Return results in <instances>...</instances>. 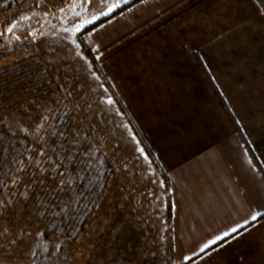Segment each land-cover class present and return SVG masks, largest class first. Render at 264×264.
<instances>
[{"label":"rangeland","instance_id":"374dc122","mask_svg":"<svg viewBox=\"0 0 264 264\" xmlns=\"http://www.w3.org/2000/svg\"><path fill=\"white\" fill-rule=\"evenodd\" d=\"M110 2L76 0L75 11L88 9L77 17L72 0H0V130L31 142L0 191V264H176L167 176L92 50L109 21L87 32L114 13L100 15ZM105 161L104 195L78 236H61V218L77 219L82 181Z\"/></svg>","mask_w":264,"mask_h":264},{"label":"crops","instance_id":"0c3cea01","mask_svg":"<svg viewBox=\"0 0 264 264\" xmlns=\"http://www.w3.org/2000/svg\"><path fill=\"white\" fill-rule=\"evenodd\" d=\"M103 27L94 56L170 185L176 264H264V218L182 261L264 211V0H146Z\"/></svg>","mask_w":264,"mask_h":264},{"label":"trees","instance_id":"16d2710c","mask_svg":"<svg viewBox=\"0 0 264 264\" xmlns=\"http://www.w3.org/2000/svg\"><path fill=\"white\" fill-rule=\"evenodd\" d=\"M142 0H136L133 3L114 12L110 17L105 18L99 24L88 29V33L103 25L104 23L116 18L124 11L130 9ZM31 142L26 136H17L10 134L5 130H0V191L8 188V183L11 175L20 168L21 162L29 154ZM104 164H96L90 170L82 181L80 198L78 199V216L77 219L61 218L59 230L63 237H76L83 230L87 220L89 219L92 207L100 201L107 188L110 178V166L105 161ZM72 205V209L76 208ZM67 219V220H66Z\"/></svg>","mask_w":264,"mask_h":264},{"label":"snow or ice","instance_id":"6c2138e0","mask_svg":"<svg viewBox=\"0 0 264 264\" xmlns=\"http://www.w3.org/2000/svg\"><path fill=\"white\" fill-rule=\"evenodd\" d=\"M97 2L105 3L107 2V0H97ZM128 2L129 0H111V2L108 3V7L106 11L102 12L100 15L108 16L112 14L117 8H119L122 3H128ZM82 3L90 5L91 3H93V0H82ZM75 8H76V0H72V4L69 10L73 11V14L75 16L79 17L82 12L86 13L88 11V9L85 7H82L80 11H75ZM60 12L63 13L64 9L61 8ZM33 15H35V13H33ZM23 19H30V17L25 16L23 17ZM97 19H99V16L93 15L91 19L86 18L83 23L75 26L73 29H65V31H72L73 33L78 32L80 29L86 27L87 24L93 23ZM16 27L17 25L14 23L11 26H9L6 31L8 33H12ZM73 43H75V41H73ZM106 102L109 105H112L114 103L112 98H108ZM125 127H127V125H125ZM132 140L136 141L137 145H139V141L136 139L135 136H132ZM136 151L140 152L143 155L145 150L138 146ZM41 155H43V153H41ZM144 159L148 160V156L145 155ZM5 206H6L5 202L3 200H0V212H2ZM262 218H264V211L258 209L252 211L250 217L245 219L243 223H238L235 226L231 227L229 230L223 232L222 235H216L214 238L209 239L202 246H200L199 252L193 253L192 256H184L182 258V261H192L193 257H200L201 259H203L205 256L211 255V253L217 251L219 247L224 246L222 242L226 241L229 237H231L232 240L239 239L241 236L244 235L246 231H248L249 225L253 224L254 222H259ZM2 235L4 234L0 233V236ZM173 251H175V248H173ZM33 255H35V253H33Z\"/></svg>","mask_w":264,"mask_h":264}]
</instances>
